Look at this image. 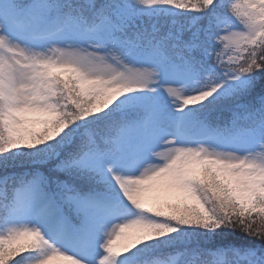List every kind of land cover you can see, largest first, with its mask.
Listing matches in <instances>:
<instances>
[{
    "label": "snow or ice",
    "instance_id": "6c2138e0",
    "mask_svg": "<svg viewBox=\"0 0 264 264\" xmlns=\"http://www.w3.org/2000/svg\"><path fill=\"white\" fill-rule=\"evenodd\" d=\"M0 264H264V0H0Z\"/></svg>",
    "mask_w": 264,
    "mask_h": 264
}]
</instances>
